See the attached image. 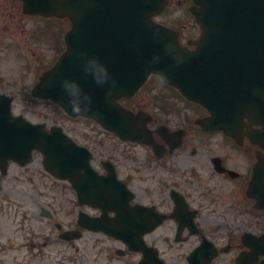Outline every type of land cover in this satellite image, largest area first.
<instances>
[{"label": "water", "instance_id": "1", "mask_svg": "<svg viewBox=\"0 0 264 264\" xmlns=\"http://www.w3.org/2000/svg\"><path fill=\"white\" fill-rule=\"evenodd\" d=\"M22 1L27 14L68 17L73 24L66 52L41 78L36 97L54 101L74 117L94 118L122 136L128 113L115 100L132 96L158 73L208 109L212 116L206 122L214 127L234 133L245 124L262 125L252 137L264 148V0H194L202 27L195 50L180 46L174 32L152 21L165 0ZM12 102L0 96V167L9 159L24 165L39 150L47 171L69 180L82 202L114 195L108 179L91 169L87 149L59 128L48 132L44 124L13 116ZM252 191L264 207V158L254 170ZM110 232L118 236L122 226Z\"/></svg>", "mask_w": 264, "mask_h": 264}, {"label": "flooded vegetation", "instance_id": "2", "mask_svg": "<svg viewBox=\"0 0 264 264\" xmlns=\"http://www.w3.org/2000/svg\"><path fill=\"white\" fill-rule=\"evenodd\" d=\"M133 103L151 141L113 140L105 159L92 158L127 189L117 197L124 241L89 228L93 220L113 227L117 213L83 206L77 196L63 222L55 210L43 218L49 213L29 204L15 220L22 206L0 204V264H264V209L248 193L261 149L244 132L237 140L206 131L204 110Z\"/></svg>", "mask_w": 264, "mask_h": 264}, {"label": "rangeland", "instance_id": "3", "mask_svg": "<svg viewBox=\"0 0 264 264\" xmlns=\"http://www.w3.org/2000/svg\"><path fill=\"white\" fill-rule=\"evenodd\" d=\"M190 5L191 0H170L168 11L158 21L192 31L195 23L188 13ZM68 28L69 24L64 20L47 22L37 17H24L20 2L0 0V95L6 94L15 99V115H22L34 124H46L49 128L62 127L73 140L88 147L97 161V157H107L113 138L108 137L95 122L70 120L56 105L30 96L40 76L58 59L61 38ZM186 31H183L184 34ZM196 35L197 31L188 37ZM183 38L187 39L186 36ZM173 98V91L165 87L159 78L152 77L139 93L138 102L147 108L188 107ZM42 163L43 157L36 153L33 162L25 168L11 164L7 176L0 182V204L22 206V211L15 206V220L26 211V204L35 213L40 208L55 210L61 222L68 220V213L74 210L76 202L70 185L52 179ZM29 219H34L37 224L45 222L32 212H29Z\"/></svg>", "mask_w": 264, "mask_h": 264}]
</instances>
